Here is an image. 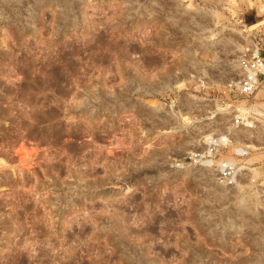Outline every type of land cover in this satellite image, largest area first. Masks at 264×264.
I'll return each mask as SVG.
<instances>
[{
	"label": "rangeland",
	"instance_id": "rangeland-1",
	"mask_svg": "<svg viewBox=\"0 0 264 264\" xmlns=\"http://www.w3.org/2000/svg\"><path fill=\"white\" fill-rule=\"evenodd\" d=\"M262 21L264 0H0V264H264V131L238 133L254 181L177 166L248 108Z\"/></svg>",
	"mask_w": 264,
	"mask_h": 264
},
{
	"label": "built area",
	"instance_id": "built-area-1",
	"mask_svg": "<svg viewBox=\"0 0 264 264\" xmlns=\"http://www.w3.org/2000/svg\"><path fill=\"white\" fill-rule=\"evenodd\" d=\"M241 69L242 77L235 88L248 99V108L235 114L231 129L211 136L203 148L180 159L177 165L208 169L214 172L216 182L225 188H235L245 180L254 181L252 171L256 168L247 163L253 149L251 144L238 138V133L262 135L264 131V109L257 104L264 95V53L257 50L250 58L243 59Z\"/></svg>",
	"mask_w": 264,
	"mask_h": 264
},
{
	"label": "bare ground",
	"instance_id": "bare-ground-1",
	"mask_svg": "<svg viewBox=\"0 0 264 264\" xmlns=\"http://www.w3.org/2000/svg\"><path fill=\"white\" fill-rule=\"evenodd\" d=\"M264 25V21H262L261 23H258V24H255V25H252L250 28H249V31H253L255 30L256 28L260 27Z\"/></svg>",
	"mask_w": 264,
	"mask_h": 264
}]
</instances>
